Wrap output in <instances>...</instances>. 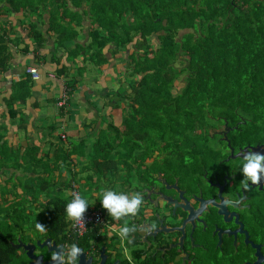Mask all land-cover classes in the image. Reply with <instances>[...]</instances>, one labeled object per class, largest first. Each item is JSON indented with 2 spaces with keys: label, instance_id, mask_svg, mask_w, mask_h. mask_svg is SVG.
<instances>
[{
  "label": "trees",
  "instance_id": "trees-1",
  "mask_svg": "<svg viewBox=\"0 0 264 264\" xmlns=\"http://www.w3.org/2000/svg\"><path fill=\"white\" fill-rule=\"evenodd\" d=\"M50 9L51 29H58L57 41L61 45L78 37L76 27L84 26L85 16L90 20V41L85 45L76 43V48L71 50L74 58L84 52L86 60L102 63L106 61L105 48L109 44L113 45L112 55L126 51L129 54L125 58L124 79L120 80L126 90L122 93L124 98H120L125 102L120 125L116 126H121L117 128L119 137L113 143L109 140L101 143L98 146L101 151L91 154L90 163L101 171L118 169L119 159L118 163L109 160V152L116 145L119 149L114 151L129 165L133 142L148 144V157L160 150L159 146L170 150V140L175 142L173 147L177 150L198 155L208 149L209 141L216 139L210 136L208 126L212 124L209 122L222 123L221 115L236 120L239 117L235 110L251 119L250 122L247 119V123L264 125V0H0V12ZM67 17L70 19L67 24L60 21ZM31 34L42 41L38 30ZM0 43V70H7L11 52L4 40ZM182 78L186 84L177 89L176 81ZM25 79L15 83L17 95L13 93L8 102L13 119L20 113L16 100L25 99L30 93L29 88L23 86L26 82L29 86ZM110 123L115 127L113 121ZM2 140L1 132L0 144ZM2 146L1 167L16 172L15 168L24 164V161L19 162L24 156H10L14 147L8 142ZM101 158L111 162L97 165ZM38 161L25 164L24 171L32 172L33 179L31 184H25L28 191L24 192L33 193L36 181L41 190L53 185L56 190L52 191L77 184L72 180L65 186H56L55 172L65 168L64 165ZM15 174H10V180L14 181ZM12 189L11 186L8 194L11 195ZM25 199L34 200L31 196ZM72 199L71 194L64 197L52 194L48 200L51 207L40 209L42 221L51 234L67 237L70 222L65 207ZM3 201L0 242L2 238L16 236L26 221L23 218L32 215L31 210L28 214L26 210L14 208L12 196L4 197ZM35 206L39 207V203ZM95 231L93 228L88 232L89 236H94Z\"/></svg>",
  "mask_w": 264,
  "mask_h": 264
},
{
  "label": "flooded vegetation",
  "instance_id": "flooded-vegetation-1",
  "mask_svg": "<svg viewBox=\"0 0 264 264\" xmlns=\"http://www.w3.org/2000/svg\"><path fill=\"white\" fill-rule=\"evenodd\" d=\"M234 112L236 120L221 115L222 123L208 126L216 139L206 151L191 156L159 146L156 156L144 158L130 189L143 203L125 218L137 226L132 244L118 235L124 220L105 211L104 228L94 236L76 234L68 218L67 237L23 225L1 239L0 264H55L51 256L73 243L83 250L77 264H264V178L245 188L241 172L247 152L264 154V125Z\"/></svg>",
  "mask_w": 264,
  "mask_h": 264
},
{
  "label": "crops",
  "instance_id": "crops-1",
  "mask_svg": "<svg viewBox=\"0 0 264 264\" xmlns=\"http://www.w3.org/2000/svg\"><path fill=\"white\" fill-rule=\"evenodd\" d=\"M69 20L67 17L60 21L67 24ZM89 21L88 16L83 18L84 26L76 27L79 31L78 37L65 41L64 45H71V47L66 48L57 41L59 38L58 29L56 27L51 29V9L45 12L41 10L26 13L23 10L0 12V42L4 40L8 51L11 52L7 62L8 69L0 70V133L2 132L3 137H5L2 144L9 142L14 147L15 144L20 143L21 147L26 149V157L22 159L24 164L40 162L37 159H47L44 161L52 165L61 164L60 162L57 163L60 161L59 159H67L69 163L71 161L70 164L73 166L69 174L61 171L55 172L56 179L54 180L57 181V185L62 187L69 181H75L80 191H84V194L81 191L82 197L86 198V195H89V199H93L94 205L89 204V206L101 208L100 195L105 190L131 194L132 182L141 179L142 166L139 161L133 162V166H130L132 168L130 172L125 169L129 178L126 177L124 180L117 178L115 181H111L106 177L110 173H117L118 169L106 168L103 172V170L94 167L93 163H90L91 154L97 155L94 152V146H101V143L98 142L92 144V136H97L102 131V119L98 122L96 117L100 115L104 105L97 103L101 97V93H98L97 89L103 84L102 95L108 97L113 89L116 90L115 87L110 88L111 79L112 81L115 79V82L118 81V87L121 85L120 76H124L123 72L127 66V59L125 58H128L129 54L126 51L112 55L110 49L113 48V45L109 44L105 48L106 66L103 65L105 62L95 63L86 60L87 55L84 52L79 55L80 60L78 59L79 56L74 58L71 50L76 48V43L85 45L90 41L91 23ZM34 30H38L41 34L42 41L39 42L31 34ZM118 57H122V61H119ZM76 63L79 64L83 72L73 76L71 72L77 66H75ZM29 66L38 68L40 77L37 80L27 73ZM87 66L91 69L86 68ZM62 69L64 71H61ZM90 70L95 72L92 73ZM20 79L29 81L32 92L25 99L21 98V102L19 99L16 100L15 106L20 113L13 119L10 116L8 102L17 87L15 83L19 82ZM99 82L100 85L98 86ZM66 90L67 103L63 107H58V99ZM43 99L49 103L47 114H43L40 105ZM73 100H76V103H72ZM121 105L124 104L121 102ZM121 105L116 106L115 100L108 111L111 121L118 125L121 122ZM96 107L99 109L95 110ZM115 109L118 110L113 112ZM21 113H24L25 116L22 117ZM113 113H115V118L112 116ZM51 117H56L53 123L50 121ZM18 119L21 121L20 124L16 121ZM62 135H65V138H62ZM87 138L89 142H85ZM85 145L86 147H84ZM97 149L101 151L99 147ZM117 156L118 152L114 151L109 155V160L118 163ZM111 161L108 162L101 158L97 165L106 164L105 162L109 164ZM13 173L16 172L13 170L11 174ZM17 174L23 175L22 173ZM46 174L44 176H48ZM67 175H70V178H67ZM102 175L103 177L100 179ZM32 179L33 175L29 179V184H31ZM0 180L6 179L0 176ZM100 180L102 181L100 182ZM65 190L69 192V195L71 194V187ZM25 196L32 198L30 193ZM30 200L32 199H28V201ZM38 203L41 204L40 200L34 202V206Z\"/></svg>",
  "mask_w": 264,
  "mask_h": 264
},
{
  "label": "rangeland",
  "instance_id": "rangeland-1",
  "mask_svg": "<svg viewBox=\"0 0 264 264\" xmlns=\"http://www.w3.org/2000/svg\"><path fill=\"white\" fill-rule=\"evenodd\" d=\"M68 46L69 47H71V45H69L68 44ZM111 52V51H110ZM78 59L80 60V56L78 57ZM118 60L119 61H122V57H118ZM105 62V61H104ZM103 63V62H102ZM77 65V66H76ZM104 66H106L107 65V63L105 62L104 64H103ZM77 68H76V67ZM75 68L74 69H72V75L73 76H76L78 73H82L83 72V70H81L80 69V67H79V64L78 63H76L75 64ZM86 68H89V69H91L89 66H87ZM88 70V69H87ZM92 73H94L95 71L94 70H90ZM97 73V72H96ZM95 73V74H96ZM124 78L123 77H121L120 76V80H123ZM75 80V79H74ZM74 80H72V82H74ZM111 81V83H109V85H110V88L111 89H113L114 87L116 88V90L115 89H113L112 90V93H110L109 94V96L108 97H103V84L102 85H100V82L97 84L98 86V93H101V97L99 98V101L97 102V101H95V102H97L98 104H102L103 103V105H104V108H105V111H103V107H102V109H101V111H100V115L99 116H97L96 117V120L99 122V120L100 119H102V131L97 135V136H92V140H93V142H92V144L94 145L96 142H98V143H104V142H106L107 140H109L110 142H112L113 143V141H117V139L116 138H118L119 137V130L117 129V128H119V129H121V126L120 127H116V126H118V124H116V123H114V126L115 127H112L111 125V123L109 124L108 122H110L111 121V117H109V115H108V111L110 110V108H111V105L113 104V102L116 100V105L117 104H119V105H121V102H122V104H123V102H125L124 101V99H122V101L120 100V98L122 97V98H124V94H122V93H124V91L126 90V85L125 84H123L122 83V86L120 85L119 87L117 86V84H118V81H116L115 82V79L112 81V79L110 80ZM76 82H78V81H76ZM75 83V82H74ZM185 81L183 80V78L181 79V80H177L176 81V85H177V89H182L184 86H185ZM24 86V88L25 87H28L29 88V92L31 93L32 91H31V86H30V83H29V86H28V83L26 82V84L25 85H23ZM27 89V88H26ZM120 89V90H119ZM118 90H119V92H118ZM17 95V93L14 91V96H16ZM120 95H122V96H120ZM18 96L20 97V95L18 94ZM78 98V97H77ZM110 100V102H108ZM19 101L21 102V98L19 99ZM72 103H76V100L74 101H72ZM97 103H95V105H97ZM41 107H42V112H43V114H47L48 113V111H49V103L48 102H46L44 99L41 101ZM122 106V105H121ZM96 109H99V108H95V110ZM116 110H118V109H115L113 112H115ZM22 117L23 116H25L24 115V113H21L20 114ZM114 118H115V113H113V115H112ZM54 118H55V120H56V117H51L50 118V121H52V123L54 122ZM13 121V120H12ZM19 124L21 123V121L18 119V120H16ZM112 122V121H111ZM218 122H220L219 120L218 121H216V120H211L209 123H211V124H214V125H216V123H218ZM108 123V124H107ZM85 125H87V124H85ZM209 125V124H208ZM3 138H5V137H3ZM120 139V138H119ZM118 139V140H119ZM3 141V140H2ZM132 141V140H131ZM85 142H89V140H88V138L85 140ZM2 143V142H1ZM130 143V142H129ZM132 144V143H131ZM135 143L133 142V146L134 147H130V149H132L131 151H132V153H133V155H132V157L128 160V163H129V165L131 166L132 164H133V162H136V161H143L144 160V158H146L147 156H146V153H147V149H148V144H144L143 145V142H141V143H139V144H135ZM161 144H163V143H161ZM160 144V145H161ZM170 144L172 145V146H174L175 145V142H171V140H170ZM8 145H10V143L8 142ZM84 147H86V145L84 146ZM95 147V148H94ZM93 148H94V152H96V153H98V145H95ZM0 148H2L3 149V146H2V144H0ZM116 149H119V146H115V148H114V150H116ZM114 150H112L111 152H109L110 154L112 153V152H114ZM14 151V152H13ZM14 153V154H13ZM25 153H26V149H24L23 147H21V145H20V143L19 144H15L14 145V148L12 149V150H10V156H12V155H16L17 157L19 156V158L20 157H25ZM156 154L157 153H153V155L154 156H156ZM123 155V154H122ZM188 155V154H187ZM186 155V156H187ZM118 157V159H119V164H118V172L117 173H115V174H112V173H110L109 175H108V177H106V178H108V180L110 179L111 181L113 180V181H115V179H117V178H119L120 180H124L126 177H128V174H126L125 173V169H128L129 171H130V166L129 165H127V163L125 162V161H123L122 160V158L121 157H119V156H117ZM38 160V159H37ZM44 160H47V159H44ZM60 161H57V163H61V164H63L64 165V167L65 168H63V169H59L58 171L60 172H62V173H65V174H69L70 173V171H71V167L73 166V165H71L70 163H71V161H70V163H69V161H67V159H65V160H61V159H59ZM148 160H150V158H148L146 161H147V163H148ZM22 161H24V160H22V159H20V161L19 162H22ZM11 164H12V162H10ZM8 164H4V166H7ZM22 166L20 167V166H18V167H20V168H15L16 169V175H14V181L13 180H10V174H11V172L13 171V169L12 170H8V169H5V167L4 168H2L1 166L2 165H0V176H3L4 177V179H6V180H0V210H4L3 208H4V206H3V204L2 203H4V201L2 202V200H3V198L5 197V198H7V196H8V198H10L11 196H12V198L14 199V203H13V207L14 208H18V210L19 211H22V210H26L27 212H28V214H29V210H31L32 212V215H26V218L24 217L23 219H25L26 221L24 222V229H29V228H32V229H36L35 228V224H36V222H40V223H42L43 224V222H42V219H43V214H41L40 213V209H47V208H50L51 206L49 205V203H48V200H49V198H50V196L53 194L54 196H57V195H60V197H64V196H67L68 194H69V192H66V190H61V191H52V189L54 188V186L53 185H49V187L47 188V189H44V190H41L40 188H39V186H38V184H37V181L36 182H34V187H35V191H33V193H31V195H32V197L34 198V200L32 199V200H30V201H28V200H26L25 199V195H27V192H24V191H26V189L27 188H25V184L26 183H29L30 182V177L33 175V173L31 174L30 172H25L24 170H25V167H26V165L25 164H21ZM12 166H17V165H14V164H12ZM133 166V165H132ZM60 168V167H59ZM132 169V168H131ZM6 170V171H5ZM134 170V169H133ZM17 173H22L23 175L22 176H19ZM102 177H103V175L102 176H100V179H102ZM43 178V177H42ZM67 178H70V175H67ZM8 179V180H7ZM104 180V179H103ZM107 180V181H108ZM102 180H100V182H101ZM8 182V183H7ZM32 182V181H31ZM57 184V183H56ZM133 184H135V183H133ZM16 187H15V186ZM13 187V189H12V191H10V192H12L11 193V195H10V193L8 194V191H9V189H10V187ZM56 186H59V185H56ZM55 189V188H54ZM82 191V193L84 194V191L83 190H81ZM29 194V193H28ZM100 197H101V195H100ZM86 198L88 199V201L90 202V204H92V205H94V202H93V199H89L90 198V196L89 195H86ZM102 198V197H101ZM40 200V205H39V207H37V206H34V202L35 201H39ZM101 208L104 210V211H106L102 206H101ZM10 210H13L12 208L10 209ZM30 218V219H29ZM29 219V220H28ZM22 225V224H21ZM22 225V226H23Z\"/></svg>",
  "mask_w": 264,
  "mask_h": 264
},
{
  "label": "clouds",
  "instance_id": "clouds-1",
  "mask_svg": "<svg viewBox=\"0 0 264 264\" xmlns=\"http://www.w3.org/2000/svg\"><path fill=\"white\" fill-rule=\"evenodd\" d=\"M243 159L244 163L241 172L246 181L244 187H248L247 181H250L253 185L260 183L262 178H264V154L252 150L247 152ZM72 195L73 199L66 204L65 212L68 219L74 221L77 225H82L85 223L84 214L90 203L87 198L82 197L78 193ZM101 197V205L107 213L115 220H124L123 225L118 229L119 237L122 241L127 240L128 244H132L134 241L129 237L137 231V226L134 224L129 225L128 220L125 218L135 217L138 214L144 197L140 192H134L129 195L113 190L103 191ZM101 227L104 228V225ZM35 228L40 233L46 231V226L40 222H36ZM125 252H127V248H125ZM82 254L83 250L73 243L66 250L61 247L59 251L51 256V260L55 264H77Z\"/></svg>",
  "mask_w": 264,
  "mask_h": 264
},
{
  "label": "built area",
  "instance_id": "built-area-1",
  "mask_svg": "<svg viewBox=\"0 0 264 264\" xmlns=\"http://www.w3.org/2000/svg\"><path fill=\"white\" fill-rule=\"evenodd\" d=\"M27 72L33 77V79H38L40 77V73L37 67L29 66ZM67 90L64 91L63 95L59 99L57 105L59 107H63L67 103ZM62 138H65V135H62ZM74 193H78L82 196L78 185L73 183L71 188V195ZM73 198V195H72ZM84 221L85 223L82 225H77L74 221H72V229L78 235H83L89 232L91 229L103 226L105 224V216L104 211L101 208H95L88 206L84 214Z\"/></svg>",
  "mask_w": 264,
  "mask_h": 264
},
{
  "label": "water",
  "instance_id": "water-1",
  "mask_svg": "<svg viewBox=\"0 0 264 264\" xmlns=\"http://www.w3.org/2000/svg\"><path fill=\"white\" fill-rule=\"evenodd\" d=\"M226 135V134H225Z\"/></svg>",
  "mask_w": 264,
  "mask_h": 264
}]
</instances>
